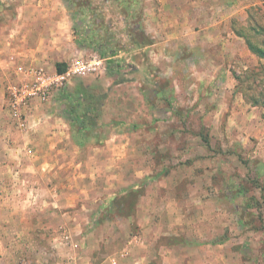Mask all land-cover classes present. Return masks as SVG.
<instances>
[{
	"label": "rangeland",
	"instance_id": "374dc122",
	"mask_svg": "<svg viewBox=\"0 0 264 264\" xmlns=\"http://www.w3.org/2000/svg\"><path fill=\"white\" fill-rule=\"evenodd\" d=\"M235 1L194 24L149 20L152 0H0V37L20 46L0 52V264H264V59L249 48L264 51V8L232 18ZM204 27L200 48L189 34ZM93 56L97 72L27 127L10 118L13 67ZM78 89L94 103L84 128ZM43 108L81 149V165L51 170L63 182L39 178L40 146L57 144Z\"/></svg>",
	"mask_w": 264,
	"mask_h": 264
},
{
	"label": "crops",
	"instance_id": "0c3cea01",
	"mask_svg": "<svg viewBox=\"0 0 264 264\" xmlns=\"http://www.w3.org/2000/svg\"><path fill=\"white\" fill-rule=\"evenodd\" d=\"M59 0H55L56 4H58ZM218 1V4H217ZM224 2V1H223ZM225 3V2H224ZM224 3H219V0H152V4L153 6H155L154 9H152V11L150 12V16L148 17L150 18L149 20H153V21H162V20H167L170 22H181V23H190L193 22L194 24L196 23H201L204 21H215L216 19V15H219V13H217V11L223 7ZM168 6V10L167 11H163L161 7H165ZM258 7H263L264 8V0H236L234 2V4L231 5V10H230V16L232 18L235 17H240L243 13H245L246 15L253 12L257 11ZM217 10V11H216ZM149 10L145 9V12H147ZM227 21V19H226ZM189 26V25H188ZM183 31H187L186 29H183ZM176 32V31H174ZM206 33V27H204L203 29L201 28L200 30H196L192 33L189 34V36L194 37L196 40V45L199 46L200 48L202 47L201 44L206 43L207 41H205V37L207 38V36H205ZM197 34V35H194ZM204 35V36H203ZM231 35L234 38L237 39H241L243 40V35H240V33L236 32V30L231 29ZM12 36V33H9L7 35H3L2 37H0V52L2 53L3 57L8 59V57L12 56L13 52H19L20 51V46L18 45L17 50L16 49H12L13 48V41H11V45L12 48L9 47V43H7V40H10L9 37ZM179 35H175L173 36V38H180L177 37ZM203 39V40H202ZM6 41V42H5ZM245 41V40H243ZM240 42V41H239ZM19 64H25L27 65L28 63L25 62H21ZM14 73V67L11 71V76L9 78H7V75L4 76L5 79V86L7 85V83L12 80L14 78L13 76ZM1 73V77H2ZM5 93V92H4ZM43 107H46V104L43 105ZM57 111H48L45 108H43V119L46 118L47 120L44 119L43 122V142H45V139H47L48 141L51 138H56L57 144H55V155L54 156H50L47 153L48 150H50L48 148L47 143L42 146H40L41 150L43 149V162H41V166L43 167V169H46V171H48V173H46V175H39V178H43V182L47 183L51 180H53V178H56V181H60L63 182L61 179H59L58 176H56V172L55 175L51 174V170L53 168H56L57 171L60 170V168H62L63 166H79L82 164V159H79V154H80V150L79 147H77L76 145H72L71 147L70 144H73L69 141V139H65V132L67 131V128H69V124L65 121L66 119L64 117L61 116V118H59V113H54ZM47 122V123H46ZM52 123H54V125H52ZM52 128H55V132H50V130ZM53 131V130H52ZM48 136V137H46ZM34 138V137H33ZM68 138V137H67ZM60 142V144H58V142ZM12 144V143H11ZM67 146L69 148H72L74 151V157H66V152H68L67 150ZM94 147V146H93ZM16 149L15 145L11 146V149ZM72 151V153H73ZM60 154V155H59ZM78 157V158H77ZM10 163V161H9ZM14 165H17V162L14 163ZM43 176V177H42ZM74 179H77L79 177L77 176H72ZM61 178V177H60ZM37 179V175L33 176V179L31 177V179H29V182H33L34 180ZM73 181H77L74 180ZM69 181H71L72 179H68ZM52 190V188H51ZM48 190V191H51ZM55 191V193H57V190H53ZM32 195L31 193V189L30 192L28 193V201L30 199V196ZM25 203V206L28 205V203ZM30 204V202H29Z\"/></svg>",
	"mask_w": 264,
	"mask_h": 264
},
{
	"label": "built area",
	"instance_id": "2783aa9c",
	"mask_svg": "<svg viewBox=\"0 0 264 264\" xmlns=\"http://www.w3.org/2000/svg\"><path fill=\"white\" fill-rule=\"evenodd\" d=\"M101 60L76 59L62 72L31 64H18L14 78L6 85V106L10 118L18 127H27L37 105L48 102L55 93L65 89L74 79L97 72Z\"/></svg>",
	"mask_w": 264,
	"mask_h": 264
},
{
	"label": "trees",
	"instance_id": "16d2710c",
	"mask_svg": "<svg viewBox=\"0 0 264 264\" xmlns=\"http://www.w3.org/2000/svg\"><path fill=\"white\" fill-rule=\"evenodd\" d=\"M249 48H250V50H251V52L252 53H254L255 55H257L259 58H261V59H264V51L262 50V49H258V50H256L255 48H253L251 45H249ZM110 67L112 68L113 66H114V61H111L110 63ZM65 70V65H62L60 68H58L56 71L57 72H62V71H64ZM62 91V90H61ZM58 93V92H57ZM77 101H80L81 103H82V100L83 99H85L86 101L85 102H83V107H80V106H77V107H75V108H73L72 107V110L71 111H73L74 113H75V115H74V117H75V120H76V122H77V124H78V126L80 127V128H84L85 126H86V123H85V121L83 120V118L80 116L81 114H80V112L81 111H84V109H85V111H87V112H91L93 109H94V107H93V101L91 100V101H89L88 99L90 98V96L86 93V91H84V90H82V89H78L77 90ZM88 100V101H87ZM72 104V103H71ZM86 104H88L87 106H85Z\"/></svg>",
	"mask_w": 264,
	"mask_h": 264
}]
</instances>
